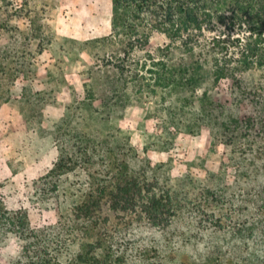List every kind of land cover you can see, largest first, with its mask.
Segmentation results:
<instances>
[{"label":"trees","instance_id":"16d2710c","mask_svg":"<svg viewBox=\"0 0 264 264\" xmlns=\"http://www.w3.org/2000/svg\"><path fill=\"white\" fill-rule=\"evenodd\" d=\"M47 9V0H0V38L16 32L23 39L17 63L10 60L9 46L0 49V107L10 100L19 78L35 75V58L45 44L50 45ZM14 17L25 29L13 27ZM154 33L163 35L166 43L155 54L146 53V58L170 62L158 64L166 73L155 86L200 91L197 102L203 122H219L232 134L226 140L229 145L249 136L262 137L256 128L264 129V120L225 119L224 106L204 86L207 77L214 84L233 79L241 86V74L254 69L264 74V0H112L111 32L97 42L114 48L105 54V64L121 77L124 94L133 85L130 78L136 80L139 72L128 61L136 52H145ZM176 55L182 61L172 63ZM120 103L125 108L131 101ZM118 105L115 100L102 105L104 111H94L110 126ZM54 137L57 159L34 184L31 197L53 213L52 221L34 225L28 210H10L0 182V247L11 236L19 243L18 253L6 264H185L177 251L179 238L207 246L202 262L225 264L209 241L215 233L232 228V222L224 214L216 217L215 203L222 211L226 199L214 187L211 173L205 178L187 174L182 184H175L138 156L129 137L112 129L84 131L72 118L55 126ZM77 175L81 183L68 186ZM182 221L186 228H181ZM230 259L231 264H249L247 258ZM190 261L201 260L192 256Z\"/></svg>","mask_w":264,"mask_h":264},{"label":"rangeland","instance_id":"374dc122","mask_svg":"<svg viewBox=\"0 0 264 264\" xmlns=\"http://www.w3.org/2000/svg\"><path fill=\"white\" fill-rule=\"evenodd\" d=\"M47 3L45 23L50 45L45 44L42 54L36 56L35 75L28 80L19 78L11 88L10 100L0 107V182L7 207L28 210L34 225L52 221L53 213L44 204L36 203V198L31 200L33 186L57 159L55 126L72 118L78 129L94 133L112 129L129 137L138 156L147 158L154 168H159L161 177H169L175 184H182L187 174L205 178L211 173L214 187L226 199L222 211L215 203L216 217L224 214L232 228L215 233L210 247L217 249L225 264H231L230 258L264 264V129L256 128L262 132L260 139L249 136L229 145L226 140L232 134H227L219 122H203L197 102L200 91L194 94L155 86L166 73L158 64L170 63L166 59L146 58V53L155 54L165 45L166 40L159 33L153 34L145 52H136L128 61L139 72L136 80L130 78L133 85L124 94L121 77L105 64V54L114 48L97 42L111 32L112 0ZM17 24L25 29L14 17L13 27ZM22 46L23 39L16 32L0 38V49L3 52L10 48V60L15 63L23 55ZM31 50H35V45ZM181 59L176 55L172 63ZM110 62L117 63L111 58ZM239 79L241 86L233 79L214 84L207 77L204 88L224 106L225 119L258 116L264 120L263 71L254 69ZM142 84L146 87L141 88ZM111 98L120 105L109 126L94 110L104 111L102 105L115 101ZM127 98L131 103L124 108L120 101ZM81 179L80 175L71 177L67 185L77 187ZM186 225L182 221L180 226ZM178 241L177 251L183 263L191 264L190 257L196 256L201 260L197 264H207L202 262L206 245L198 246L186 238ZM18 251L17 239L9 237L0 247V262L8 263Z\"/></svg>","mask_w":264,"mask_h":264}]
</instances>
